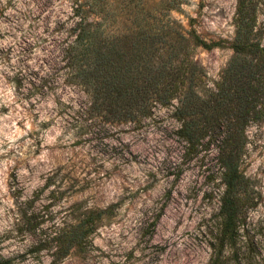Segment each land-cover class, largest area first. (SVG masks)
<instances>
[{"label":"rangeland","instance_id":"374dc122","mask_svg":"<svg viewBox=\"0 0 264 264\" xmlns=\"http://www.w3.org/2000/svg\"><path fill=\"white\" fill-rule=\"evenodd\" d=\"M238 1L143 0L161 24L171 18L213 46L192 54L206 97L235 56ZM71 5L0 0V264H209L220 249L221 158L231 151L246 205L241 260L227 264H264V103L243 130L225 129L231 140L222 134L195 150L172 107L137 125L92 119L53 42L65 38L58 23ZM255 28L264 46V0ZM110 207L86 252L57 261L53 249L34 250L51 226Z\"/></svg>","mask_w":264,"mask_h":264},{"label":"trees","instance_id":"16d2710c","mask_svg":"<svg viewBox=\"0 0 264 264\" xmlns=\"http://www.w3.org/2000/svg\"><path fill=\"white\" fill-rule=\"evenodd\" d=\"M156 17L143 0H72L68 22L58 23L67 28L65 38L53 42L66 81L88 98L90 117L137 125L155 108L172 107L181 124L179 135L190 150L222 137L230 124L243 130L264 103V46L255 28L256 0L238 1L235 56L208 97L200 90L202 72L192 54L199 47L213 46L179 22L170 18L161 24ZM231 139L225 134V141ZM239 157V152L231 151L221 158L226 191L219 214L220 249L209 264L241 260L237 244L246 185L238 172ZM113 207L87 209L69 223L51 226L34 250L53 249L57 261L86 252ZM228 248L231 255L226 257Z\"/></svg>","mask_w":264,"mask_h":264}]
</instances>
